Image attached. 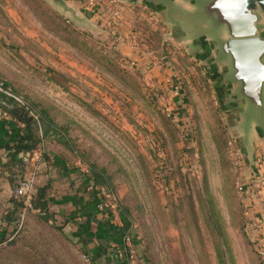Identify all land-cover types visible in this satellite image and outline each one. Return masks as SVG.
Masks as SVG:
<instances>
[{"label": "rangeland", "instance_id": "374dc122", "mask_svg": "<svg viewBox=\"0 0 264 264\" xmlns=\"http://www.w3.org/2000/svg\"><path fill=\"white\" fill-rule=\"evenodd\" d=\"M68 1L81 17L51 0H0V81L46 109L74 155L109 177L131 224L123 264H264L237 187L246 176L256 192L259 170L207 60L145 1L119 0L117 28L112 0L95 11ZM19 226L3 227L0 264H88L55 219L29 211Z\"/></svg>", "mask_w": 264, "mask_h": 264}, {"label": "crops", "instance_id": "0c3cea01", "mask_svg": "<svg viewBox=\"0 0 264 264\" xmlns=\"http://www.w3.org/2000/svg\"><path fill=\"white\" fill-rule=\"evenodd\" d=\"M21 125L16 117L0 114L1 161L9 157L8 152L20 139ZM31 136L35 139L30 138L29 142L36 141L35 146L19 153L18 158L24 160L26 176L33 175L38 186H46L45 202L50 211L59 221H64V229L91 255L95 264H123L124 257L121 256L127 244L124 241L125 220L115 208L100 210L97 207L96 190L91 187L95 180L90 167L62 142L65 139L54 127L38 123ZM258 143L264 144L260 139H257ZM259 175V172L258 175L254 173L256 188L259 187ZM258 194V197L247 196L245 210L249 213V225L255 227L254 237L260 233L264 243V192L258 191ZM20 208L14 186L0 165L3 227L10 230L20 225Z\"/></svg>", "mask_w": 264, "mask_h": 264}, {"label": "water", "instance_id": "95a60500", "mask_svg": "<svg viewBox=\"0 0 264 264\" xmlns=\"http://www.w3.org/2000/svg\"><path fill=\"white\" fill-rule=\"evenodd\" d=\"M51 1L81 17L68 0ZM141 1L164 11L207 60L256 168L257 139L264 142V0Z\"/></svg>", "mask_w": 264, "mask_h": 264}, {"label": "built area", "instance_id": "2783aa9c", "mask_svg": "<svg viewBox=\"0 0 264 264\" xmlns=\"http://www.w3.org/2000/svg\"><path fill=\"white\" fill-rule=\"evenodd\" d=\"M88 6L90 10L95 11V8L101 10L102 6L108 5L107 0H87ZM101 5V7L99 6ZM121 4L119 0H112V3L109 4L107 7V10L109 11V18L108 21L110 25L113 28H117L122 17V9H121ZM0 91L14 97L18 102L23 104L26 109L29 111V114L32 115L38 123L42 122V116L39 113V111L34 108L26 99L23 97L15 94L12 92L10 89L6 88L4 83L0 81ZM173 93L174 97L179 96L182 93V81L181 80H176L175 83L173 84ZM2 104H7L6 101H3ZM165 110H167L168 114H172L171 111V106L167 105L165 107ZM0 114L4 116H11L10 112L6 109L3 108V106L0 104ZM18 119V118H17ZM22 125H24V122L21 119H18ZM229 143L232 146L233 154L236 159V163L238 167L241 169L243 168V165L245 163V157L242 153V150L240 146H238L237 141L235 139H230ZM256 165L259 170V188L258 190H255L251 188V186L248 183V180L246 176H239V180L237 182V187L238 191L241 193L242 198L246 199L247 196L249 195H255L258 197V191L260 193L264 192V145L261 143L257 144V151H256ZM240 175L242 174L243 170H240ZM244 175V174H243ZM92 189L96 190V196L99 197L97 200V207L100 210H107L108 208H115L117 209V203L114 201L111 197L112 194L108 187L104 184L96 183L93 182L91 184ZM15 194L17 196L23 197L24 199V206L21 210V219H20V224L22 223L23 216L27 210L31 208V200L32 197L36 191V181L35 177L33 175L31 176H25L23 178H20L18 181L17 186L14 189ZM114 195V194H113ZM114 197H116L114 195ZM3 227V220L2 216L0 214V231L2 230ZM254 241L257 244V247L259 249V252L264 259V243H263V237L259 233L257 234L254 238ZM124 241L128 244L130 242V230L128 229L125 234H124ZM83 259L88 263V264H93L92 257L89 253L83 252L82 253Z\"/></svg>", "mask_w": 264, "mask_h": 264}, {"label": "trees", "instance_id": "16d2710c", "mask_svg": "<svg viewBox=\"0 0 264 264\" xmlns=\"http://www.w3.org/2000/svg\"><path fill=\"white\" fill-rule=\"evenodd\" d=\"M3 101H6L7 104L6 105L2 104ZM27 101L39 111V113L42 116V122L46 124L48 123L49 126H52L55 129H57L58 125L54 122V119L48 115V112L46 109H38L34 103L30 102L29 100ZM0 104L3 106L4 109L10 112L12 117L21 119L24 122V125H21L22 135L20 139L13 145V148H11L10 151L8 152L9 157L5 161H1L0 159V165L2 167V170L7 175V177H9L15 189V187L18 184L19 179L26 176L25 170H24V160L21 158H18V154L24 152L30 146H35L36 141L29 142L30 141L29 139L32 138L31 133L35 131V127L38 125V122L32 115L29 114V111L26 109V107L23 104L18 102L14 97L9 96L1 91H0ZM61 129H63L64 131H67V129H65L63 126L61 127ZM34 139L35 138H32V140ZM62 142L73 153L75 152V150L72 148V146H70V144L66 140ZM90 171L92 175L94 176V180L96 183L104 184L108 188L110 187L109 186L110 183L108 181L109 177L105 175V172L103 169H98L96 168V166L92 165L90 167ZM14 194H15V191H14ZM17 197L20 202V206H21L20 209H22L24 206V199L23 197H20V196H17ZM45 197H46V186H38V184L36 183V191L31 200L32 206L29 210L25 212L22 222L24 221L29 211L30 212L35 211L45 218L55 219L59 223L60 229L63 230L64 224H65L64 221H59L58 218L55 216L54 212L50 211L49 207L47 206L45 202L46 201ZM98 198L99 197L96 196V199ZM123 211H124L123 212L124 214H129V210L127 208H124ZM20 217H21V212H19V218ZM123 217H125L124 218L125 220L124 230H128V228L131 225L130 221L126 218V215H123ZM15 227H17L16 231L18 232V230H20V226H15ZM2 230H3V227H2ZM1 231H0V235H1L0 243H2L3 241H7L9 239L11 240L8 233H6L5 231H2V232Z\"/></svg>", "mask_w": 264, "mask_h": 264}]
</instances>
